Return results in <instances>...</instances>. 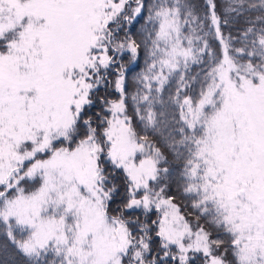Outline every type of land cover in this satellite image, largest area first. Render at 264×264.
I'll return each instance as SVG.
<instances>
[{
	"label": "snow or ice",
	"instance_id": "6c2138e0",
	"mask_svg": "<svg viewBox=\"0 0 264 264\" xmlns=\"http://www.w3.org/2000/svg\"><path fill=\"white\" fill-rule=\"evenodd\" d=\"M126 3L0 0V221L7 237L30 264H196L197 254L203 264H264V15L259 27L249 21L234 48L214 0L203 14L190 0H156L153 29L140 37L151 45V62L129 93L130 67L116 56L130 53V66L141 43L118 33L121 20L130 24L144 5L137 0L133 15H123ZM245 4L233 0L227 11L239 14ZM209 36L219 39V54ZM202 63H209L206 87L196 100L181 99L196 79L184 73ZM174 73L179 85L165 101ZM109 84L117 98L97 94ZM149 133L182 162L174 182L198 213L194 222L167 194L173 174ZM117 172L126 182L122 200ZM29 179L39 186H22ZM138 209L143 220L128 215Z\"/></svg>",
	"mask_w": 264,
	"mask_h": 264
},
{
	"label": "trees",
	"instance_id": "16d2710c",
	"mask_svg": "<svg viewBox=\"0 0 264 264\" xmlns=\"http://www.w3.org/2000/svg\"><path fill=\"white\" fill-rule=\"evenodd\" d=\"M156 0H142L143 8L141 9V12L139 14L135 15V18L131 21L129 24L127 21L121 20V28L123 31H120L118 34L123 37L125 31L130 33L134 38L137 39L138 43H141L140 37H146V33L149 31H152L153 24L148 20L149 15V8L150 6L155 3ZM190 2L196 7V10L198 13L203 14L207 11V4L206 0H190ZM216 4V12L221 17V19L227 18L229 20V23L227 25L222 24L221 25V31L222 33L227 37L229 34L233 38V47H241L243 42V32L244 30L249 26V21L256 22L257 27H259V23L256 21V18L264 15V11H262V0H246L245 4V11L240 12L239 14L235 12H228V6L233 3V0H214ZM248 5H255V7L249 8ZM137 7V0H133L131 6L127 7L126 10H124L123 15H133L132 9H135ZM205 28L204 31H208V27L210 26V20L205 21ZM112 27H115V25H111ZM204 33H201L203 35ZM209 40L210 45L212 46V49L219 54L221 50V45L219 42V39L214 36L207 37ZM151 45L148 44L145 46V44L141 43L139 55L136 58V60L129 66L128 61L130 59L131 54L130 53H124L120 56L118 61H123L125 63L126 67H130V70L127 72V91L129 93H133L136 91L137 87H141L133 78L137 76L138 73L143 72L147 64L150 63V58L147 55V51L150 49ZM112 54V53H110ZM205 60H207V57H205ZM115 67H119V64H117ZM115 67H113L110 71L109 80H114L115 77ZM209 69V63H202V64H194L190 67L188 72L184 73L185 78L188 79L190 76H195V80L188 81V87L181 89V99L183 98V95H188L193 98V100H196L199 97V92L201 90V87H206V82L204 81V73ZM135 85V86H134ZM179 85V76L174 73L168 80V83L165 85L164 92L162 93V98L165 101L169 100V96L175 97L176 89ZM98 95H105L107 94L110 98H117L118 93L114 89V86L112 84H109L106 88L101 87L97 93ZM169 112L171 113V116L175 117L176 121L180 120L179 115V108L172 102H169ZM95 111L99 110V106L97 105L94 109ZM131 104L129 106V113L131 114ZM171 116L169 117L171 119ZM134 124L136 127H141L138 123V121L134 118ZM176 128H179L180 124L173 125ZM150 138L154 140L157 144V146L161 147V150L165 153L166 157L168 158L169 163L168 164H162V167H168L170 171H172V178L171 182L169 184L168 188V195L176 196L177 201L181 205V211L186 215V217L193 221V218L198 215L196 210H194L191 207V200L189 198H186L183 195H178L179 188L177 183L174 181L178 178L180 172L182 171V162L179 160H176L174 155L171 153V151L164 146L163 140L160 138L159 135H154L149 133ZM178 138V137H177ZM47 156H41L40 158H46ZM110 167V166H109ZM116 182L120 185V199H124V193H125V178L123 172H117L116 173ZM22 186L28 189H32L33 187H38V183L34 180L29 179L27 183L22 182ZM154 186V185H153ZM2 190V189H0ZM142 194V193H140ZM137 195V198H139V195ZM130 216H136L140 217L142 220L144 219L143 216V210L138 209L135 212L128 213ZM157 211L153 209L148 214V222L151 223L152 220H155L157 218ZM194 222V221H193ZM200 223H204L203 217L200 219ZM155 226H153L154 228ZM7 226L0 221V264H30V258L25 257L17 248L16 246L11 242V240L7 237L6 234ZM159 241L158 239L154 241L153 247L155 248L158 246ZM174 251V249H173ZM153 255H155V252H153ZM162 256L163 253H160ZM48 259H51V256L48 257ZM166 264H179L178 261L174 260H167Z\"/></svg>",
	"mask_w": 264,
	"mask_h": 264
},
{
	"label": "rangeland",
	"instance_id": "374dc122",
	"mask_svg": "<svg viewBox=\"0 0 264 264\" xmlns=\"http://www.w3.org/2000/svg\"><path fill=\"white\" fill-rule=\"evenodd\" d=\"M132 1H133V0H127V3H126V5H125V9H124V10H126L127 7L131 6ZM135 15H136V14H135ZM120 56H121V55H117V56H116V59L119 60ZM150 62H151V60H150ZM165 74L167 75V70H165ZM46 158H47V157H46ZM174 251H176V250L174 249ZM51 258H52V257H51ZM174 261H175V260H174ZM195 262H196V264H203V258H202V256H201L200 254H197V255H196V257H195Z\"/></svg>",
	"mask_w": 264,
	"mask_h": 264
}]
</instances>
